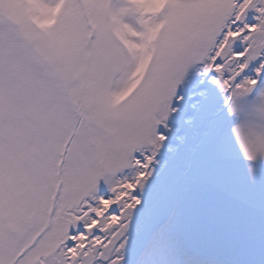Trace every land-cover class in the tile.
<instances>
[{
    "label": "snow or ice",
    "instance_id": "snow-or-ice-1",
    "mask_svg": "<svg viewBox=\"0 0 264 264\" xmlns=\"http://www.w3.org/2000/svg\"><path fill=\"white\" fill-rule=\"evenodd\" d=\"M0 264H264V0H0Z\"/></svg>",
    "mask_w": 264,
    "mask_h": 264
}]
</instances>
